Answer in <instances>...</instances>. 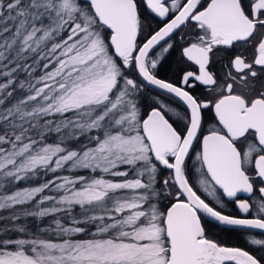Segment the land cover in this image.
Listing matches in <instances>:
<instances>
[{"label": "snow or ice", "instance_id": "6c2138e0", "mask_svg": "<svg viewBox=\"0 0 264 264\" xmlns=\"http://www.w3.org/2000/svg\"><path fill=\"white\" fill-rule=\"evenodd\" d=\"M0 264H264V0H0Z\"/></svg>", "mask_w": 264, "mask_h": 264}, {"label": "flooded vegetation", "instance_id": "af4514ba", "mask_svg": "<svg viewBox=\"0 0 264 264\" xmlns=\"http://www.w3.org/2000/svg\"><path fill=\"white\" fill-rule=\"evenodd\" d=\"M175 60H176V54L170 57L168 61L163 64V66L159 69L160 78L168 79L172 77L173 71L175 69ZM202 92H203L202 89H198L197 94H200ZM196 151H199L198 144L194 145V149L191 154V157L187 162L190 166L191 182L193 183L194 187H197L198 194H200L202 198H205L206 202H208L211 206L216 207L218 210L223 211L225 214L233 215L237 217H244L246 214L241 213L233 201H230L227 198L222 197V200L224 202V207L220 208V206L217 205L211 197H207L206 194H204L202 190H199L198 186L195 183V178L194 176H192V173H194V169L191 168V165L194 163V157H195ZM240 197L246 198V194H240ZM253 215H255V213H253ZM202 219L204 221L205 229H206V232L209 238L221 244H224L226 246L241 247V248H244L245 250H250V251L254 247V246L249 245L247 241L251 238V235L256 233L257 231L247 230V229L228 228V227L218 225L217 223L213 222L212 220L206 217H202ZM254 254L261 255V253L259 252H256Z\"/></svg>", "mask_w": 264, "mask_h": 264}, {"label": "water", "instance_id": "95a60500", "mask_svg": "<svg viewBox=\"0 0 264 264\" xmlns=\"http://www.w3.org/2000/svg\"><path fill=\"white\" fill-rule=\"evenodd\" d=\"M207 218V217H206ZM208 219H210V218H208ZM213 221V220H212ZM213 222H215V221H213ZM215 223H217V222H215ZM218 224V223H217ZM219 225V224H218ZM221 226H223V225H221ZM224 227H228V228H233V227H229V226H224ZM234 229H244V228H234ZM247 230H249V229H247ZM255 231H257V230H255Z\"/></svg>", "mask_w": 264, "mask_h": 264}]
</instances>
